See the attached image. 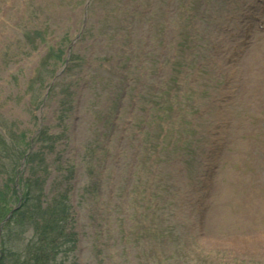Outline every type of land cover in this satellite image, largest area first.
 Masks as SVG:
<instances>
[{
  "label": "rangeland",
  "instance_id": "1",
  "mask_svg": "<svg viewBox=\"0 0 264 264\" xmlns=\"http://www.w3.org/2000/svg\"><path fill=\"white\" fill-rule=\"evenodd\" d=\"M261 23L264 0H0L3 212L18 205L5 175L41 115L59 139L34 140L48 164L25 170L27 203L56 229L42 200L65 190L75 234L59 261L264 264ZM15 132L29 139L12 150ZM222 136L201 226L196 201ZM18 219L2 230L6 264L16 248L19 264H36L46 241Z\"/></svg>",
  "mask_w": 264,
  "mask_h": 264
},
{
  "label": "trees",
  "instance_id": "2",
  "mask_svg": "<svg viewBox=\"0 0 264 264\" xmlns=\"http://www.w3.org/2000/svg\"><path fill=\"white\" fill-rule=\"evenodd\" d=\"M11 148L12 150H14L13 144H11ZM0 171H5V170H0ZM15 172L17 171L15 170V167H14L13 171H10L8 179H11L12 181L14 179ZM26 185H27L26 191L24 192V197H26V200L23 201L21 208L12 214V217L14 218L16 216L19 218L18 220L26 221L28 224H30L31 222V225H34L35 233L38 232V236H40L41 240L46 241V243L42 246V249L38 250L37 252L39 256L41 257L32 256L34 258L30 257V259L32 260L33 263H36V264H63L61 261H58L56 259V252L58 250L59 244L61 248H64L65 246H68L69 242L71 241V239L68 238L70 234L65 233L67 218H69V216L66 214V216L64 217V215L62 214L64 212H60L58 210V207H57L58 205L56 206L52 204L48 208L49 217L52 218V221L56 225H59V226L56 229L49 228L47 223H44L43 227L38 226V224L40 223L38 221L39 218L35 215L36 210H32L33 205L27 203V198L29 200L31 197L32 188L28 182H26ZM8 191L10 190H5V193ZM12 196H17L16 190H14V193H12ZM40 196H42L41 191H40ZM8 204H9L8 199H6L5 197H3L2 199L0 198V220L5 216L6 212L8 213L10 211V209H7L6 212H3L4 206L9 207ZM63 209H65V206H63ZM27 214L30 215V217L28 218L29 220L25 219L27 217ZM11 221L12 220H10V222ZM16 223L18 222L16 221ZM4 244H5L4 240L2 239L0 242V246H1V250L4 252V255L0 259V264H6V260H7V255L5 254L6 250H5ZM21 254L22 252L19 251L18 248H16L14 251V255H13V258L16 259V264H19V262L23 261L20 259ZM28 258L29 257H27L24 260V264H29L28 263L29 261L27 260Z\"/></svg>",
  "mask_w": 264,
  "mask_h": 264
}]
</instances>
